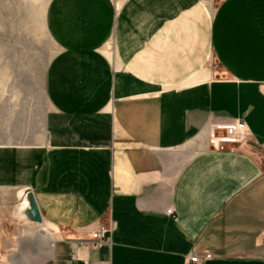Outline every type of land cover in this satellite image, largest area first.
<instances>
[{"label": "crops", "instance_id": "obj_1", "mask_svg": "<svg viewBox=\"0 0 264 264\" xmlns=\"http://www.w3.org/2000/svg\"><path fill=\"white\" fill-rule=\"evenodd\" d=\"M43 27L39 95L0 81V202L39 233L18 263L264 264V0H49ZM233 120L251 145L209 149Z\"/></svg>", "mask_w": 264, "mask_h": 264}, {"label": "rangeland", "instance_id": "obj_2", "mask_svg": "<svg viewBox=\"0 0 264 264\" xmlns=\"http://www.w3.org/2000/svg\"><path fill=\"white\" fill-rule=\"evenodd\" d=\"M49 0H0V81L38 88L28 90L39 95L50 44L43 27L44 10ZM221 0H210L216 6ZM13 93L20 89H11ZM264 159V158H263ZM0 264H19L17 260L35 255V225L27 233L21 221H13L0 202ZM13 222V223H12ZM34 224V223H33ZM33 226V227H32ZM65 256L66 253L64 252Z\"/></svg>", "mask_w": 264, "mask_h": 264}, {"label": "built area", "instance_id": "obj_3", "mask_svg": "<svg viewBox=\"0 0 264 264\" xmlns=\"http://www.w3.org/2000/svg\"><path fill=\"white\" fill-rule=\"evenodd\" d=\"M207 146L212 151H228L234 152L240 148L251 145L250 133L246 129L243 122L233 120L231 122H212L207 129ZM172 210H166L167 215H171ZM113 229V224L108 226H99L97 230L91 233L89 241H79L78 246L88 245L91 249H100L107 243V234ZM208 258L209 255H205ZM70 260H74L75 256L70 255ZM190 263H198V256L193 255L188 258Z\"/></svg>", "mask_w": 264, "mask_h": 264}, {"label": "water", "instance_id": "obj_4", "mask_svg": "<svg viewBox=\"0 0 264 264\" xmlns=\"http://www.w3.org/2000/svg\"><path fill=\"white\" fill-rule=\"evenodd\" d=\"M25 198L26 206L23 207L19 213L23 216V219L28 222L40 223L41 220L33 196L31 193L27 192Z\"/></svg>", "mask_w": 264, "mask_h": 264}]
</instances>
